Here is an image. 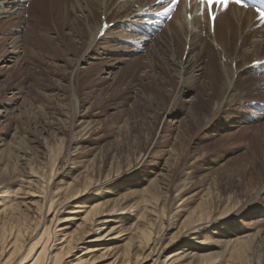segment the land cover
Here are the masks:
<instances>
[{
    "label": "rangeland",
    "instance_id": "obj_1",
    "mask_svg": "<svg viewBox=\"0 0 264 264\" xmlns=\"http://www.w3.org/2000/svg\"><path fill=\"white\" fill-rule=\"evenodd\" d=\"M41 1L47 3V0ZM118 2L120 0L116 1V5ZM132 9L137 7L133 5ZM109 11L111 13L113 9ZM85 15V11L67 9L65 20L58 22V29L49 22L47 30L42 28L39 31L44 36L41 33L38 36L45 38L46 35L52 43L42 39L40 43L33 44L36 37L29 39V24L26 22L8 31H2L1 26L0 184L12 175L25 177L29 166L36 165L42 167L45 174L48 171L53 173L52 187H64L72 178L77 183L86 176L101 179L102 174L110 170L111 174H119L116 190L136 189L141 193L149 179L162 178V182L164 178L167 179L170 172L166 169L170 170L172 164L174 176L164 191L165 204L182 205L183 200L174 203L179 195L176 186L182 178L195 184L205 179H209V182L219 180L223 183L221 193L231 195L236 204L232 215L225 220L207 224L213 237L209 248L201 252L218 253L220 256L212 263L225 264L226 260L221 256L227 240L253 237L252 250L247 257L249 260H246L259 264L262 258L264 260V245L261 244L264 241V111L260 108L258 112L256 106L264 108V82H254L251 94L242 96V101L246 102L240 101L241 112L236 106L235 110L230 111H237V115L241 116L239 126L224 125L221 123L222 117L218 116L211 123L216 127L210 126L207 122L216 112L213 109L217 96H213L205 83L206 71L200 76L187 72L185 79L178 76V71L183 72L182 68L187 63L194 64L201 59L206 65V59L210 58V39L203 18L197 21L200 29L195 35V39L198 38L197 41L204 46L199 59L188 52L189 38L185 40V52L174 46L176 37L170 35L172 28L168 25L169 28H162L145 41L138 36L141 42L123 40L125 44L120 50L127 58L120 62L121 52H117L118 57L104 52H84L89 40ZM165 29H169L168 32ZM16 34L20 41L13 50L10 42ZM161 34L164 36L158 38ZM121 37L118 36L119 39ZM242 40L241 36L238 42ZM106 41L100 43L99 50L108 46ZM263 54L264 51L261 56ZM94 56L99 58L94 59ZM223 60L225 62L226 58ZM232 66L235 67V63ZM253 111L257 116L250 113ZM249 180L252 185L255 184L252 188L247 185ZM227 181L228 186L224 184ZM95 195L99 197V191ZM116 196L111 191L104 200L109 204ZM195 199L197 203L199 198ZM16 201L21 200L17 198ZM19 205L20 212L31 215L28 204L21 202ZM193 205L191 203L183 209ZM57 208L61 211L63 204ZM129 212H135L134 208ZM173 217L171 214L168 222ZM124 227H128V224L125 223ZM61 228L59 224L57 230ZM176 230L172 228L164 232L159 255H168L177 250L178 246L174 245L162 252L168 242L167 237ZM119 244L123 242L107 245L100 254L97 249L104 245H97L88 257L94 255L92 264H120L121 259L114 260L113 256L117 250H121L123 245L120 247ZM79 246L84 247V244ZM185 248H189L196 258L197 249ZM82 251L79 247L66 261L73 263ZM134 252L138 253V258L132 260V264H152L156 258L151 253L147 255L145 249H133L130 256Z\"/></svg>",
    "mask_w": 264,
    "mask_h": 264
},
{
    "label": "bare ground",
    "instance_id": "obj_2",
    "mask_svg": "<svg viewBox=\"0 0 264 264\" xmlns=\"http://www.w3.org/2000/svg\"><path fill=\"white\" fill-rule=\"evenodd\" d=\"M66 1L47 0V3H43L41 0H0V28L2 26V31H8L14 27L16 29L22 22H26L29 24V39L36 37L33 44L40 43L42 39L52 43L51 39L46 38V35L45 38H39L38 35L41 33L39 31L42 28L47 30L49 22L54 23L58 29L60 26L58 22L65 20L67 9L74 10L76 8L86 12L84 20L89 40H87L88 44L86 43L84 52H104L106 55H117L118 57L117 52H121V46L125 44L123 40L135 43L141 42L138 39L141 38L142 41H145L148 37L141 31H146V26L153 28L158 24L154 20L153 11L158 7L154 0H120L117 5L116 1L118 0H68L67 3ZM133 5L137 9H132ZM110 9H113L111 13ZM109 17L112 18L108 20ZM202 18L207 23L210 39V46H208L210 58L206 59V65H203V61L199 59L204 46L197 41L198 38L195 39L197 31L200 29L197 23L200 18L186 20L182 3L174 12L171 20L159 24L160 28L157 32L171 26L170 35L176 37L174 46L181 49V52H185L187 48L185 40L189 38L188 52L192 53V56L199 61L194 64L187 63L185 68H182L183 72H181L182 70L178 71V76L185 79L187 72H192L193 76H200L206 71L207 74L204 78L207 81L205 83L213 96H217L214 103L216 107L213 109V112H216L209 118L207 124L216 127L211 123L212 119L216 120L218 116L222 117L221 123L224 125L239 126L241 116L237 115V111H230L235 110L234 106H236L238 112H241L239 106L244 101H242V96L251 94L254 82H264V75H254L253 72V68H258L253 66V62L264 58V54L261 56L264 51V25L261 28H254L255 22L252 13L235 7L228 8L216 17L213 30L209 20L205 16ZM104 23H112L113 27L107 26L106 30L101 33ZM190 28L191 30H189ZM180 31L185 32L184 35ZM189 32L190 37H188ZM120 35L123 37L119 39ZM162 36L164 34L157 37L161 38ZM241 36L243 40L238 42ZM18 38L17 35L10 42L13 45V50L18 47L17 43L20 41ZM26 38L28 39L27 36ZM101 40H107L106 42L109 44L105 45L106 47H100L102 50H99L98 46L103 42ZM235 52H240V54L234 55ZM125 57L127 58V55L121 52L119 61L122 62ZM93 58L98 59L99 57L94 56ZM214 58H216V64ZM223 58H226L225 62ZM128 60L130 59L128 58ZM130 63L128 64L131 65ZM233 63H235V67L232 66ZM262 71L264 72V69ZM109 72L111 71L109 70ZM234 76H236L235 79ZM211 86L213 87L211 88ZM261 90L263 89L261 88ZM257 94L259 95V92ZM256 108L258 112L260 108L264 111L262 106L257 105ZM256 108L255 112H257ZM255 112L250 113L257 116ZM252 121L254 120L252 119ZM218 128L221 129V127ZM171 165L170 170L166 169L170 172L167 179L164 178L163 182L162 178L161 180L160 178L149 179L141 193L136 189L116 190L118 185L116 179L119 174H111L110 170L103 173L101 179H92L86 176L77 183V180L72 178L71 182L67 181L64 187L50 186L53 173L48 171L45 174L43 168L36 165L29 166L25 177L12 175L7 181L0 184V264H69V260L66 261L67 258L79 247L83 251L74 258V262L71 264H92L94 255L88 256L94 252L93 250H96L97 245H104L97 249L100 254L107 245L120 242H123V244H119L120 247L123 245L121 250H117L113 255L114 260L120 261L121 259L120 264L129 262L132 264V260H137L138 253L134 252L130 256L133 249H145L148 251L147 255L151 253L153 257L156 256L152 264H213L215 258L220 255L201 252L209 248L210 240L213 237L207 224L225 220L227 216L232 215L236 204L233 203L231 195H226L225 192V195L221 193L220 189L223 183L219 180L213 179L209 182V179H205L202 183L195 184L191 180L186 181L183 178L176 186L179 195L174 201L177 203L183 200L182 205L169 206L167 203L165 204L164 191L170 186L174 176ZM250 180L247 185L252 188L255 184L252 185ZM228 181L224 183L226 186H228ZM224 188L226 189V187ZM65 189L67 190L64 191ZM98 191L100 196L96 197L95 193ZM111 191L117 196L112 203L107 204V200L104 198ZM195 197L199 198L197 203H195ZM17 198H20L21 201L17 202ZM60 199L64 201L59 202ZM21 202L29 205V210L32 211L30 216L19 211ZM191 203L194 205L189 209H183L184 206ZM61 204H63V208L60 211V208L57 207ZM139 204L140 206H135ZM127 207L129 208L125 212ZM131 208H134L135 211L132 214L129 212ZM62 213L63 216H61ZM171 214L174 217L172 221L168 222V219H171ZM60 221L62 223H59ZM125 223L128 224V227H124ZM59 224L62 228L57 230ZM173 225L175 226L173 227ZM172 228H177V230L167 237L168 242L162 248V252L174 245L178 248L168 255L162 253L159 255L161 238L166 230H172ZM107 237L109 238L106 239ZM252 238L243 240L244 238L234 237L232 242L227 240L223 245L224 251L221 256H224L225 264H253L250 262L251 260H246L248 252L252 250ZM228 242L231 243L228 244ZM234 242L235 244H233ZM80 244H84V247L79 246ZM197 244L201 245L197 246ZM261 244L263 246L264 241ZM185 247L197 249L196 258L194 254L191 255L189 248ZM230 248L232 249L230 250ZM259 264H264L263 258Z\"/></svg>",
    "mask_w": 264,
    "mask_h": 264
},
{
    "label": "snow or ice",
    "instance_id": "obj_3",
    "mask_svg": "<svg viewBox=\"0 0 264 264\" xmlns=\"http://www.w3.org/2000/svg\"><path fill=\"white\" fill-rule=\"evenodd\" d=\"M229 2H230V0H200V3L202 5L208 6L210 4H220V5H223L225 7V9L227 8ZM235 2L238 4H242L243 0H235ZM177 4H178V0H171L169 7L165 8L164 12L167 13V12L171 11L174 7L177 6ZM260 18H261V20H264V11L261 12ZM215 19H216V17L213 16L214 21H215Z\"/></svg>",
    "mask_w": 264,
    "mask_h": 264
}]
</instances>
